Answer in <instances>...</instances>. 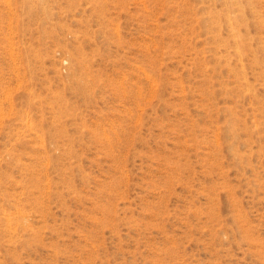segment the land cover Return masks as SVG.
I'll list each match as a JSON object with an SVG mask.
<instances>
[{"label":"rangeland","instance_id":"obj_1","mask_svg":"<svg viewBox=\"0 0 264 264\" xmlns=\"http://www.w3.org/2000/svg\"><path fill=\"white\" fill-rule=\"evenodd\" d=\"M0 264H264V0H0Z\"/></svg>","mask_w":264,"mask_h":264}]
</instances>
